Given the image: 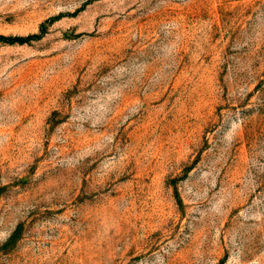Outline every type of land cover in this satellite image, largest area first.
I'll return each instance as SVG.
<instances>
[{
  "label": "rangeland",
  "instance_id": "rangeland-1",
  "mask_svg": "<svg viewBox=\"0 0 264 264\" xmlns=\"http://www.w3.org/2000/svg\"><path fill=\"white\" fill-rule=\"evenodd\" d=\"M0 264H264V0H0Z\"/></svg>",
  "mask_w": 264,
  "mask_h": 264
}]
</instances>
